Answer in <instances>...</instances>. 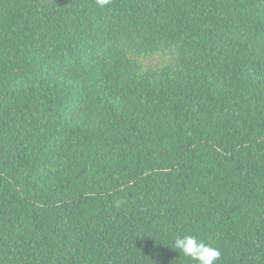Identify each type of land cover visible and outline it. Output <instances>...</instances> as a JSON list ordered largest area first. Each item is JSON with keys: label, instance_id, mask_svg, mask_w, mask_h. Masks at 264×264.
I'll return each mask as SVG.
<instances>
[{"label": "trees", "instance_id": "trees-1", "mask_svg": "<svg viewBox=\"0 0 264 264\" xmlns=\"http://www.w3.org/2000/svg\"><path fill=\"white\" fill-rule=\"evenodd\" d=\"M184 234L264 264V0H0V264H194Z\"/></svg>", "mask_w": 264, "mask_h": 264}, {"label": "clouds", "instance_id": "clouds-1", "mask_svg": "<svg viewBox=\"0 0 264 264\" xmlns=\"http://www.w3.org/2000/svg\"><path fill=\"white\" fill-rule=\"evenodd\" d=\"M101 7L107 5L110 0H96ZM171 249L178 251L179 254L194 264H218L221 253L217 247L205 243L195 235L184 234L174 238Z\"/></svg>", "mask_w": 264, "mask_h": 264}, {"label": "rangeland", "instance_id": "rangeland-1", "mask_svg": "<svg viewBox=\"0 0 264 264\" xmlns=\"http://www.w3.org/2000/svg\"><path fill=\"white\" fill-rule=\"evenodd\" d=\"M132 58L142 63L144 71H154L157 77H161V71L169 65L178 66V55L176 48H168L163 52H158L149 56L132 54Z\"/></svg>", "mask_w": 264, "mask_h": 264}]
</instances>
